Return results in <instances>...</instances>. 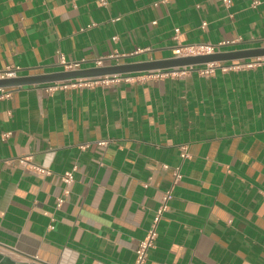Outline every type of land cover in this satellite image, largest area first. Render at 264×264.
Masks as SVG:
<instances>
[{
  "label": "crops",
  "instance_id": "obj_1",
  "mask_svg": "<svg viewBox=\"0 0 264 264\" xmlns=\"http://www.w3.org/2000/svg\"><path fill=\"white\" fill-rule=\"evenodd\" d=\"M227 1L0 0V72L263 48L264 0ZM203 69L0 88V254L134 264L173 189L146 264H264V58Z\"/></svg>",
  "mask_w": 264,
  "mask_h": 264
},
{
  "label": "water",
  "instance_id": "obj_2",
  "mask_svg": "<svg viewBox=\"0 0 264 264\" xmlns=\"http://www.w3.org/2000/svg\"><path fill=\"white\" fill-rule=\"evenodd\" d=\"M259 58H264V47L246 50L220 51L212 54H202L197 56H176L162 60L112 64L51 74L3 79L0 80V88L88 83L102 79H115L117 77L134 74L156 75L158 73L167 72L180 73L200 66ZM0 264L17 263L9 257L0 254Z\"/></svg>",
  "mask_w": 264,
  "mask_h": 264
},
{
  "label": "built area",
  "instance_id": "obj_3",
  "mask_svg": "<svg viewBox=\"0 0 264 264\" xmlns=\"http://www.w3.org/2000/svg\"><path fill=\"white\" fill-rule=\"evenodd\" d=\"M166 1L167 0H161V2H166ZM224 2L227 3L228 1L224 0ZM256 4H257V2L254 1L252 3V6H256ZM203 26H206V23H204ZM178 32H179V30H176V33H178ZM225 45H230V42H228V44L220 45L217 47L210 46V45L178 47L175 49L174 52H175L176 56H181V57L197 56V55H202V54H212V53H215L217 50H220L222 47H225ZM111 59H114V58H111ZM60 62L62 65H64L68 69V71L78 70V68L80 67V64H68L67 61L65 60L64 56H61ZM215 65L216 64L206 65L205 66L206 69L202 70L203 74H210L213 71ZM101 66H104L102 60L97 62V67H101ZM17 77H18V68H8L5 72H0V80L12 79V78H17ZM88 83H90V82H88ZM69 84H73V83H69ZM67 86H68V84H64V85L57 84L55 88H59V87L66 88ZM183 157L185 158L186 155L184 154ZM20 163L26 166L28 161L25 159H22L20 161ZM32 169L37 174H42V175L49 174V172L47 170H44L41 168L33 167ZM74 171L68 172L63 176V182L66 185H70L74 182ZM179 178H180V174H177L176 175V181ZM172 191H173V189L165 194L163 201H162V204H161V206L157 212V216L155 218V222H154L153 226L147 232L146 237L139 243V246L135 252L136 258H135L134 264H146L147 263V260L149 257V251L155 247V242H156L157 237H158L157 225H158L162 215L169 209L168 204H169V201L172 199ZM67 192L68 191L65 190V193H67ZM63 203H64V198H59L57 207L61 208ZM52 228H53V225L50 226V229H52ZM33 259L35 262L38 261L37 257H35Z\"/></svg>",
  "mask_w": 264,
  "mask_h": 264
}]
</instances>
